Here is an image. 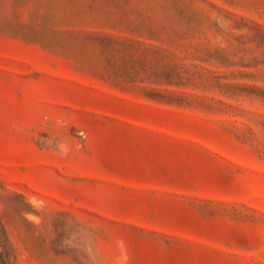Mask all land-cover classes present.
Listing matches in <instances>:
<instances>
[{
  "label": "rangeland",
  "instance_id": "obj_1",
  "mask_svg": "<svg viewBox=\"0 0 264 264\" xmlns=\"http://www.w3.org/2000/svg\"><path fill=\"white\" fill-rule=\"evenodd\" d=\"M0 222L16 264H264V0H0Z\"/></svg>",
  "mask_w": 264,
  "mask_h": 264
},
{
  "label": "trees",
  "instance_id": "obj_2",
  "mask_svg": "<svg viewBox=\"0 0 264 264\" xmlns=\"http://www.w3.org/2000/svg\"><path fill=\"white\" fill-rule=\"evenodd\" d=\"M0 264H16L11 243L4 226L0 222Z\"/></svg>",
  "mask_w": 264,
  "mask_h": 264
}]
</instances>
